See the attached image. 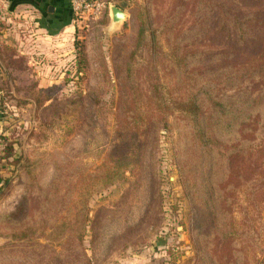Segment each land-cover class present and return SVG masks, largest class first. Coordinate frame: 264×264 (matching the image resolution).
<instances>
[{"label": "rangeland", "instance_id": "rangeland-1", "mask_svg": "<svg viewBox=\"0 0 264 264\" xmlns=\"http://www.w3.org/2000/svg\"><path fill=\"white\" fill-rule=\"evenodd\" d=\"M103 1L122 7L125 20L111 27L108 9L96 18H73L56 54L38 55L32 26L18 32L25 42L22 48L0 46V159L11 146L9 160L17 161H0V177L8 180L0 191L6 209L0 212V264H202L196 255L199 215L182 193L173 143L160 126L148 134L135 172L125 171L123 180L88 199V221L80 238L69 231L49 238L55 216H63L66 208L52 211L46 226L37 222L39 191L49 189L55 162L72 160L69 179L77 181L80 172L94 171L115 144L128 139L122 120L129 102L125 64L135 45L144 0ZM167 1L158 0L159 7L165 8ZM78 51L83 52L86 73L77 71ZM137 61L142 62L141 57ZM247 93L243 88L219 96L232 103ZM52 103L58 116H47ZM26 159L36 189L31 212L17 221L6 216L24 192ZM255 192V220H248L255 231L251 238L238 235V243L249 264H264V228L259 223L264 219V184ZM248 213L241 205L235 207L236 229L245 230L238 222ZM23 227L29 237L21 236Z\"/></svg>", "mask_w": 264, "mask_h": 264}, {"label": "trees", "instance_id": "trees-1", "mask_svg": "<svg viewBox=\"0 0 264 264\" xmlns=\"http://www.w3.org/2000/svg\"><path fill=\"white\" fill-rule=\"evenodd\" d=\"M167 3L160 8L158 0H144L138 14L135 45L125 64L127 141L115 144L94 171L80 172L77 181L69 179L72 160L55 162L49 189L39 191L37 222L46 226L52 211L66 208L63 216H55L49 238L65 231L80 238L88 199L123 180L125 171L135 172L148 134L160 126L173 143L182 193L199 215L197 257L202 264H249L240 255L238 235L252 237L248 220H255V187L264 184V0ZM78 57L77 71L86 73L82 51ZM243 88L249 93L235 102L219 96ZM47 110V116L59 115L54 103ZM11 152L6 146L0 161L16 165V159L9 160ZM24 168V192L6 216L17 221L31 212L36 189L30 160ZM7 182L2 179L0 191ZM240 205L244 214L249 212L238 222L247 232L235 228L233 212ZM259 223L264 228V219ZM27 231L23 227L21 236L29 237Z\"/></svg>", "mask_w": 264, "mask_h": 264}, {"label": "crops", "instance_id": "crops-1", "mask_svg": "<svg viewBox=\"0 0 264 264\" xmlns=\"http://www.w3.org/2000/svg\"><path fill=\"white\" fill-rule=\"evenodd\" d=\"M73 22L69 0H0V44H17L22 48L25 42L18 32L32 26V35L37 43L34 48L39 56L56 54L55 49L61 47L62 41L65 42ZM1 114L0 109V135L4 133ZM1 204L4 200L0 201V212L6 210Z\"/></svg>", "mask_w": 264, "mask_h": 264}, {"label": "built area", "instance_id": "built-area-1", "mask_svg": "<svg viewBox=\"0 0 264 264\" xmlns=\"http://www.w3.org/2000/svg\"><path fill=\"white\" fill-rule=\"evenodd\" d=\"M73 18H96L107 9L103 0H69Z\"/></svg>", "mask_w": 264, "mask_h": 264}, {"label": "water", "instance_id": "water-1", "mask_svg": "<svg viewBox=\"0 0 264 264\" xmlns=\"http://www.w3.org/2000/svg\"><path fill=\"white\" fill-rule=\"evenodd\" d=\"M107 9L109 13V20L111 27H114L125 20L126 13L122 9V7L117 6L115 4H109Z\"/></svg>", "mask_w": 264, "mask_h": 264}]
</instances>
